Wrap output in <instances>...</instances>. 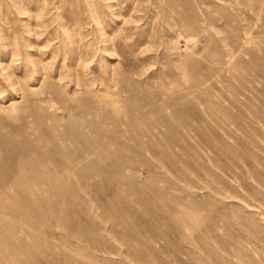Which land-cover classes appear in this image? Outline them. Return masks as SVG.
Returning <instances> with one entry per match:
<instances>
[{
  "label": "rangeland",
  "instance_id": "374dc122",
  "mask_svg": "<svg viewBox=\"0 0 264 264\" xmlns=\"http://www.w3.org/2000/svg\"><path fill=\"white\" fill-rule=\"evenodd\" d=\"M0 264H264V0H0Z\"/></svg>",
  "mask_w": 264,
  "mask_h": 264
}]
</instances>
